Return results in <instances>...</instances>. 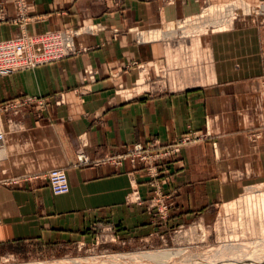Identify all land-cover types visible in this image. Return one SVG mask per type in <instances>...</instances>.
I'll return each mask as SVG.
<instances>
[{"label": "crops", "instance_id": "0c3cea01", "mask_svg": "<svg viewBox=\"0 0 264 264\" xmlns=\"http://www.w3.org/2000/svg\"><path fill=\"white\" fill-rule=\"evenodd\" d=\"M222 1L264 5V0H27L21 23L13 1L0 0V41L22 33L93 29L77 37L74 56L0 77V247L85 239L102 225L139 235L152 231L145 202L127 203L134 191L141 201L149 198L144 171L129 161L80 168L75 164L80 152L100 159L136 143L167 145L187 131L207 132L206 143L182 149L163 166L162 182L175 192L174 224L209 216L229 187L247 183L235 175L249 164L257 177L264 174V23L255 29L252 76L151 93L146 72L139 73L165 60V45L139 41V32L194 18ZM250 77L255 79L249 82ZM135 85L143 86L141 94L126 91ZM119 88L126 89L121 92L126 98ZM53 169L65 172L67 194L53 195L39 178Z\"/></svg>", "mask_w": 264, "mask_h": 264}, {"label": "rangeland", "instance_id": "374dc122", "mask_svg": "<svg viewBox=\"0 0 264 264\" xmlns=\"http://www.w3.org/2000/svg\"><path fill=\"white\" fill-rule=\"evenodd\" d=\"M221 3L206 5L197 19H185L136 35L139 41L165 45L163 63L153 62L139 69V73L146 72L147 91L172 92L256 73L255 29L264 23V5ZM204 13L211 15L201 18ZM246 79L250 82L255 78ZM143 80L141 74L140 82ZM142 89L143 86L135 85L134 90L119 88L117 91L124 99L122 90L138 95ZM190 138L192 142L182 146L179 152L169 153L154 163L159 164L156 176L150 178L140 168L147 179V200L141 201L137 191L128 195V204L145 202L152 226L148 235L124 233L116 226L114 229L102 225L85 239L0 247V264H248L254 254L243 253L245 250L240 247L250 245V250L257 244L264 247V174L257 177L256 169L250 164L247 171L235 175L247 183L234 189L229 187L227 195L211 208L209 216H193L171 223L175 192L167 190L166 183L162 182L163 166L174 160L182 149L204 144L210 137L207 132H200ZM255 256L260 258L250 264H264V256Z\"/></svg>", "mask_w": 264, "mask_h": 264}, {"label": "built area", "instance_id": "2783aa9c", "mask_svg": "<svg viewBox=\"0 0 264 264\" xmlns=\"http://www.w3.org/2000/svg\"><path fill=\"white\" fill-rule=\"evenodd\" d=\"M16 19L22 23L27 15V0H12ZM93 31L92 28H81L75 31H55L38 35L20 34L18 37L0 41V77L11 75L16 72L33 69L51 63H56L76 54L75 41L83 32ZM32 101V99H26ZM33 101H35L33 99ZM43 101H37L40 105ZM199 133L188 131L177 137L172 143L161 145L158 141L146 144L136 143L126 148L122 153L107 154L100 159H90L80 152L76 156L77 167L114 165L119 166L125 161L132 165H138L145 169L148 176H156L158 160L169 156V153H177L185 144L191 143L190 136ZM3 135L0 132V142ZM39 178L48 182L53 195H64L69 191L67 177L64 171L53 169ZM13 185L14 183H8ZM137 197V196H136Z\"/></svg>", "mask_w": 264, "mask_h": 264}, {"label": "bare ground", "instance_id": "6f19581e", "mask_svg": "<svg viewBox=\"0 0 264 264\" xmlns=\"http://www.w3.org/2000/svg\"><path fill=\"white\" fill-rule=\"evenodd\" d=\"M231 3H232V2H231ZM243 4H244V3H243ZM246 5H247V4H246ZM247 8H249V7H247ZM263 8H264V7H263ZM205 9H206V8H205ZM205 9H204V10H205ZM204 10H203V11H204ZM203 11H202V13H203ZM202 13H201V14H202ZM201 14H199V15H201ZM204 14H205V13H204ZM204 14H203V16H201V18H203V17H204V18H207V17H209V16L211 15V14H205V15H204ZM199 15H198V16H199ZM198 16L194 17V19H197ZM188 19H193V18H188ZM240 245H241V244H240ZM260 246H261L262 248H260ZM249 247H251V246L249 245V246H241V247H240V249H241L242 251L245 250V252H243V253H247V252H248V253L251 254V255L254 254L252 257L249 258L250 260L247 261L248 264L253 263V262H254L253 260L257 261L256 259H259V258H260L259 256H255V255H261V256H264V251H262V250L264 249L263 245H261V244H257V245H255V246H253V249H251V250H250ZM256 247H258V248L256 249ZM242 251H241V252H242ZM241 252H240V253H241ZM151 257H152V258H155L154 256H151ZM236 257H239V254H237ZM75 263H76V262H75ZM60 264H61V263H60Z\"/></svg>", "mask_w": 264, "mask_h": 264}]
</instances>
